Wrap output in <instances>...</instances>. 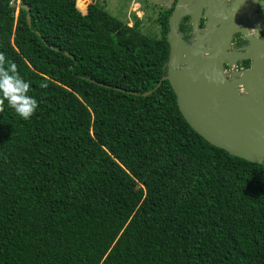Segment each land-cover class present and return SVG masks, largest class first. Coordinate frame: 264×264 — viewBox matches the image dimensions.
<instances>
[{"label": "trees", "instance_id": "16d2710c", "mask_svg": "<svg viewBox=\"0 0 264 264\" xmlns=\"http://www.w3.org/2000/svg\"><path fill=\"white\" fill-rule=\"evenodd\" d=\"M10 1L0 52L39 108L0 113V264H264V166L198 135L168 81L133 94L167 74L177 0L158 39L78 0H19L29 27Z\"/></svg>", "mask_w": 264, "mask_h": 264}, {"label": "water", "instance_id": "95a60500", "mask_svg": "<svg viewBox=\"0 0 264 264\" xmlns=\"http://www.w3.org/2000/svg\"><path fill=\"white\" fill-rule=\"evenodd\" d=\"M221 1H176L168 18L167 74L153 90L133 94L146 97L168 81L179 112L198 135L237 158L264 166V48L253 38L244 53H229L233 35L240 31L247 34L246 27L241 29L242 21L257 0H234L228 8ZM186 4H190L189 10H185ZM10 7L26 10L27 24L31 26L27 6L11 0ZM202 14L211 32H205L198 42L188 46L178 33L179 23L191 16L197 26ZM205 43L207 48H203ZM230 58L252 63L247 70L234 71L232 79L227 80L222 70ZM238 87H243L242 94Z\"/></svg>", "mask_w": 264, "mask_h": 264}, {"label": "rangeland", "instance_id": "374dc122", "mask_svg": "<svg viewBox=\"0 0 264 264\" xmlns=\"http://www.w3.org/2000/svg\"><path fill=\"white\" fill-rule=\"evenodd\" d=\"M233 1L234 0H222L221 2L225 8H228L231 6ZM78 2L82 6H86L85 10H81L76 7L83 15L86 14L89 4L98 3L110 16L118 19L128 26L137 27L138 30L147 37L158 39L160 38L159 17L162 13L172 7L174 0H78ZM186 5L188 6L187 10H189L190 4ZM187 17L190 19L189 22L193 30L191 37L188 40H185L184 43L188 46H192L202 38L205 32L210 33L211 27L207 24V19L203 17V14L199 19L197 26L191 16ZM201 19H205V26L203 29L199 27ZM208 46L209 45L205 43L203 48H207ZM229 53L242 54L244 53V50H236L232 45H230ZM236 60L237 59H232L229 64L231 69L234 68ZM228 73V70L223 66L222 75L227 80ZM237 90L241 94L244 92L243 87H238Z\"/></svg>", "mask_w": 264, "mask_h": 264}, {"label": "clouds", "instance_id": "9594fccd", "mask_svg": "<svg viewBox=\"0 0 264 264\" xmlns=\"http://www.w3.org/2000/svg\"><path fill=\"white\" fill-rule=\"evenodd\" d=\"M185 5V10H187ZM256 37L259 38L260 32L256 29ZM47 87V84H41ZM31 81L25 80L19 73L17 65L6 58L4 52H0V113L5 110V102L12 108L18 116L24 120L34 116L39 108V101L30 95Z\"/></svg>", "mask_w": 264, "mask_h": 264}, {"label": "flooded vegetation", "instance_id": "af4514ba", "mask_svg": "<svg viewBox=\"0 0 264 264\" xmlns=\"http://www.w3.org/2000/svg\"><path fill=\"white\" fill-rule=\"evenodd\" d=\"M189 17H188V24L191 27V31L189 32V37L187 40L191 37L192 34V26L189 22ZM205 19H201L199 23V27L201 29L204 28L205 26ZM247 28V31L256 29L260 32L259 38L256 37L255 31L252 33H247L243 34V32H237L233 35L231 45L236 49V50H244L246 51L247 47L251 44V40L255 38L258 42V46L264 48V0H257L255 5L252 8V11L250 13H247L244 15L241 29ZM237 54V53H236ZM232 59H237V58H230L227 59L223 66L228 70V79H232L231 74L234 71H244L250 68L251 66V60H242V59H237L235 62V66L233 69L229 66L231 63Z\"/></svg>", "mask_w": 264, "mask_h": 264}]
</instances>
